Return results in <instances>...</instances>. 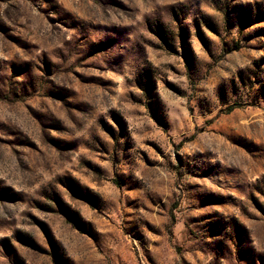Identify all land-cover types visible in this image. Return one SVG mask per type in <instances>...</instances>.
Wrapping results in <instances>:
<instances>
[{
  "label": "rangeland",
  "instance_id": "obj_1",
  "mask_svg": "<svg viewBox=\"0 0 264 264\" xmlns=\"http://www.w3.org/2000/svg\"><path fill=\"white\" fill-rule=\"evenodd\" d=\"M0 264H264V0H0Z\"/></svg>",
  "mask_w": 264,
  "mask_h": 264
}]
</instances>
